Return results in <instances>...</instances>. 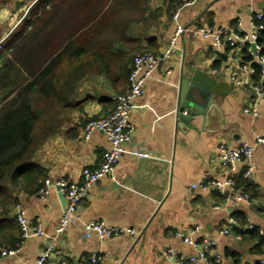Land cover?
<instances>
[{"label":"crops","instance_id":"1","mask_svg":"<svg viewBox=\"0 0 264 264\" xmlns=\"http://www.w3.org/2000/svg\"><path fill=\"white\" fill-rule=\"evenodd\" d=\"M25 2L0 0V28L8 22L1 37L7 36L19 22L13 21V13L20 20L27 7ZM166 2L152 0V10L161 9L162 14L152 24L134 23L129 29L131 38L137 39L143 48L147 49L148 41L154 40L158 53L168 45L177 26L235 29L241 21V29L248 32L250 14L264 13V0H190L176 9L178 18L173 21L164 11ZM210 46V40L185 32L177 40L174 54L146 78L145 92L133 102L129 113L132 138L118 165L91 188L63 234L54 236L63 209L57 193L52 191L43 199L32 194L18 196L26 219L38 220L45 237L29 238L14 255L0 254V264H35L50 245L53 254L47 264L76 263L92 253L105 256L101 264H172L162 257L164 249L173 250L176 256L195 253L181 235L194 240H216L222 264H247L264 257L256 251L257 241H238L232 232L229 236L220 234L230 218L236 222L243 219L264 231L263 147H256L253 153L255 170L250 182L257 188V198L250 206L226 202L214 188H191L206 176L217 180L226 177L216 159L220 145L234 149L264 138V102L258 103L255 116L246 113L252 106L253 95L247 87L233 82L234 77L244 78L239 71L242 54L228 48L217 54ZM190 68L214 77L218 90L213 92L200 86L188 90L187 97L195 102V110L190 109L192 116L184 122L178 118L177 97L181 71ZM261 83L264 89V76ZM119 92L102 74L86 75L78 81L70 97L77 109L66 117L60 116L64 120L31 158L46 171L47 179L79 183L84 167H98L108 141L101 133L84 141L82 128L88 120L109 112L116 99L125 95L127 87L119 88ZM139 154L147 157L140 158ZM244 171V164L239 163L235 182L244 179ZM9 217L13 218L12 210ZM92 221L141 234L103 242L88 240L83 236V226ZM196 227L198 231H194Z\"/></svg>","mask_w":264,"mask_h":264},{"label":"trees","instance_id":"2","mask_svg":"<svg viewBox=\"0 0 264 264\" xmlns=\"http://www.w3.org/2000/svg\"><path fill=\"white\" fill-rule=\"evenodd\" d=\"M190 0H168L170 17ZM151 0H36L6 38L0 50V249H14L20 228L9 217L20 194L31 195L46 171L31 161L34 152L64 120L60 116L77 109L70 101L78 81L86 75H104L112 88L128 89V75L137 54L159 55L154 40L147 49L129 35L130 25L152 24L162 14L152 10ZM264 55V33L259 40ZM243 62H250L245 51ZM253 81H261L254 66ZM127 93V92H126ZM125 93V94H126ZM104 106L108 102L101 101ZM115 107L98 120L110 114ZM238 189L257 198L250 181L236 180ZM241 227L247 224L237 219ZM233 235L239 234L234 228ZM257 241L264 255V238L255 230L242 240Z\"/></svg>","mask_w":264,"mask_h":264},{"label":"built area","instance_id":"3","mask_svg":"<svg viewBox=\"0 0 264 264\" xmlns=\"http://www.w3.org/2000/svg\"><path fill=\"white\" fill-rule=\"evenodd\" d=\"M177 18L178 11L173 14L172 20L176 21ZM248 24L250 28L248 32H244L241 29V21L237 22L235 29H213L210 27L186 29L177 26L172 39L159 55L143 53L134 56L127 79V93L116 99L115 107L110 114L98 120L90 119L82 128V139L84 141H88L94 133L103 134L108 141V148L102 155L98 167L96 169L84 167L81 171V180L79 183H71L64 179L55 181L45 179L41 187L32 194L33 197L43 199L54 191L65 198V205L62 209L60 221L55 229L54 236L58 237L64 233L69 224L74 220L78 205L88 198L91 188L100 180L110 175L118 165L124 148L132 138L133 127L129 122V113L133 102L143 96L146 78L160 64L174 54L176 42L185 32H189L192 36L210 40V48L213 53L220 54L224 48L239 52L245 51L246 56L250 58V62L242 61L239 66V71L244 78L240 80L238 77H234L233 82L235 85L247 87L251 91L253 103L245 112L251 113L254 116L256 115L255 109L258 103L264 102V89L262 88L261 81L258 83L253 81L255 74L254 66L260 68L261 78L264 76V55L262 54V46L259 44L262 33H264V13H251L248 18ZM5 39V37L1 39L0 44ZM256 147L264 148L263 137H258L253 145L240 144L234 149L220 145L216 159L225 169L226 177L222 180H217L206 176L198 185H192L191 188H214L225 198L226 202L234 204L242 203L250 206L251 199L248 194L238 189L234 174L237 165L243 163L245 169L244 179L250 181L255 170L253 153ZM139 157L146 158L147 155L139 154ZM12 212L20 228V241L14 249H1V256L14 255L29 238L45 237L40 222L38 220H27L23 207L19 202L12 207ZM231 228L239 229V234L235 236L238 241L242 240V235L245 232L253 230L257 231L264 238V231L256 225L247 224L245 227H241L232 218L228 219L227 225L220 231V234L229 236L231 234ZM198 229L199 227H196L194 231H198ZM140 234V232L129 228H108L100 221H92L83 226V236L85 239H96L100 242L122 235L139 237ZM181 237L183 238V242L191 247L195 253L188 256H176L173 250L164 249L162 251L164 260L172 264H212V262L213 264H222V257L217 251L216 240L205 238L194 240L192 237L185 235H181ZM53 238L49 239L53 240ZM52 254L53 247L50 245L39 255L35 264H47ZM104 257L103 255L92 253L76 263L62 261L59 264H101ZM247 264H264V257L252 260Z\"/></svg>","mask_w":264,"mask_h":264},{"label":"water","instance_id":"4","mask_svg":"<svg viewBox=\"0 0 264 264\" xmlns=\"http://www.w3.org/2000/svg\"><path fill=\"white\" fill-rule=\"evenodd\" d=\"M181 84L178 91L177 97V111L179 113L178 118L186 122V118L192 116V111L195 110L194 101L187 97L188 90L193 87L200 86L205 90H210L216 92L218 85L215 82L214 77L207 75L201 69L190 68L182 69L181 71ZM192 108V111L190 110ZM61 206L65 205V198L62 195H59Z\"/></svg>","mask_w":264,"mask_h":264},{"label":"rangeland","instance_id":"5","mask_svg":"<svg viewBox=\"0 0 264 264\" xmlns=\"http://www.w3.org/2000/svg\"><path fill=\"white\" fill-rule=\"evenodd\" d=\"M36 0H27V3L25 2V5L27 6L24 10H23V12H22V14L20 15V18L19 19H21V18H23V16L27 13V10H28V8L35 2ZM151 2H152V0H151ZM151 2H150V4H151ZM22 8V7H21ZM151 8H153L152 7V5H151ZM16 15L17 14H15V13H13V16H15V17H13V21H14V19H16V21H20V20H18V17L16 18ZM151 21H154V20H151ZM8 23V22H7ZM7 23H5V26H3V28H0V33H2V32H5V29H6V27H7ZM18 23L19 22H16V24H14L15 26L13 27V29H11V31L7 34V36H5V38H8V36L11 34V32L15 29V27L18 25ZM4 36L3 37H1V35H0V40L1 39H3L4 38ZM6 40V39H5ZM4 40V41H5ZM4 41L3 42H1V44H0V50L2 49V45H3V43H4Z\"/></svg>","mask_w":264,"mask_h":264}]
</instances>
